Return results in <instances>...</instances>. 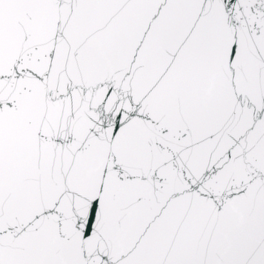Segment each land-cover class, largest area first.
<instances>
[{
    "label": "snow or ice",
    "instance_id": "obj_1",
    "mask_svg": "<svg viewBox=\"0 0 264 264\" xmlns=\"http://www.w3.org/2000/svg\"><path fill=\"white\" fill-rule=\"evenodd\" d=\"M0 264H264V0H0Z\"/></svg>",
    "mask_w": 264,
    "mask_h": 264
}]
</instances>
